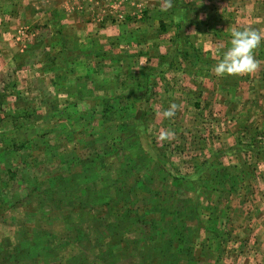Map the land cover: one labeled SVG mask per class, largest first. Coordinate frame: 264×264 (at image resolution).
I'll return each mask as SVG.
<instances>
[{
  "label": "rangeland",
  "instance_id": "obj_1",
  "mask_svg": "<svg viewBox=\"0 0 264 264\" xmlns=\"http://www.w3.org/2000/svg\"><path fill=\"white\" fill-rule=\"evenodd\" d=\"M117 4L104 25L133 20ZM232 12L234 28L260 27L250 9ZM228 40L205 44L206 55L193 46L185 63L134 40L131 56L108 44L104 59L92 41L89 67L64 58L66 42L54 61L37 46L39 76L24 73L19 93L11 87L23 77L1 72L0 264H133L135 241L148 264H264L263 174L245 146L264 142V56L254 49L258 66L244 79L217 77ZM212 144L237 155L195 159Z\"/></svg>",
  "mask_w": 264,
  "mask_h": 264
},
{
  "label": "crops",
  "instance_id": "obj_2",
  "mask_svg": "<svg viewBox=\"0 0 264 264\" xmlns=\"http://www.w3.org/2000/svg\"><path fill=\"white\" fill-rule=\"evenodd\" d=\"M116 2L119 3L117 5L124 4L123 6L133 13L132 16H127L133 20L128 24L125 22L120 25H104L100 19L110 13L109 5L116 6ZM235 4L245 10H251V14L256 16L255 19L260 21V27L253 28L264 35V0H0V73L10 72L12 78L17 77L15 74L23 77L20 78L22 80L13 79L11 88L18 89L15 91L17 93L19 90L25 91L30 85V79L38 77L40 73L42 60L39 62V59H36L33 63L29 60L31 57L40 56L37 46H42V50L53 56L55 51H58L54 50V47L57 48L65 42L70 50L64 58L71 60V56H83L88 61L84 62L88 67L91 65V56H95V60L98 56L92 51V41L103 47L105 53H99V56L104 59L108 56V44H114L116 47L112 49L116 54L110 52L111 54L131 56L134 40L144 49L147 45H164V48L172 49L169 53L163 49L162 57L171 56L173 49H176L179 60L185 63L187 50L193 46L199 45L198 48L201 49L206 44L213 48L214 43L218 44V39L230 38L234 26L227 16L230 14L231 17ZM109 30L111 32H108ZM228 43L230 44L229 40ZM82 44H87L88 47L81 49ZM258 48L259 55L264 56V41ZM139 54L138 56H150L153 53L141 50ZM153 55L155 56V53ZM48 60L54 61L57 58L53 56ZM36 61L39 64L35 65ZM200 71L204 70H199V74ZM24 73H29L30 79L27 77L26 80ZM149 75L152 78L155 73L151 72ZM246 76L247 74L239 75V78L244 79ZM151 107L157 108L155 104ZM233 122L230 119L227 123ZM207 139L211 143L216 141ZM232 145L227 144L223 150L222 145L212 144L211 154L200 152L197 147L195 159L200 160L203 156L210 157L209 155L214 154L220 157V154L225 153L234 157L237 154H233L236 149ZM245 146L248 156L258 163L257 170L263 174L264 183V142L257 147L252 139H249Z\"/></svg>",
  "mask_w": 264,
  "mask_h": 264
},
{
  "label": "clouds",
  "instance_id": "obj_3",
  "mask_svg": "<svg viewBox=\"0 0 264 264\" xmlns=\"http://www.w3.org/2000/svg\"><path fill=\"white\" fill-rule=\"evenodd\" d=\"M171 5L169 4L168 7ZM167 10V9H162ZM264 41L262 35L257 29L244 28L243 30L233 28L230 33V47L222 52L221 59L214 66V74L217 77L245 75L253 73L258 61L254 57L256 49ZM177 105L172 103L163 115L166 118L173 117ZM170 136L169 133H161L160 139Z\"/></svg>",
  "mask_w": 264,
  "mask_h": 264
},
{
  "label": "trees",
  "instance_id": "obj_4",
  "mask_svg": "<svg viewBox=\"0 0 264 264\" xmlns=\"http://www.w3.org/2000/svg\"><path fill=\"white\" fill-rule=\"evenodd\" d=\"M135 107H137V106H135L134 105V103L133 104H129V105H125V106H123V110H125V109H129V108H135ZM138 108V107H137ZM132 138L134 139V136H132ZM128 177H130V175H126V178L128 179ZM133 189V188H132ZM198 206H196V208H197ZM171 239V238H170ZM135 244L137 245L136 247V250H137V252H136V255H133L132 256V260H133V264H139V261L140 262H142V264H148L147 263V261L146 260H148V259H145L144 258V256H139V252L138 251H141V253H145L146 252V250H147V248H143V247H141L139 244H140V241H135ZM135 250V251H136ZM139 253V254H138ZM110 255H112L113 256V258L115 259L116 258V256L117 255H113L112 253L110 254ZM161 260V259H160ZM145 261V262H144ZM129 264H132V263H129ZM174 264H176V263H174Z\"/></svg>",
  "mask_w": 264,
  "mask_h": 264
}]
</instances>
